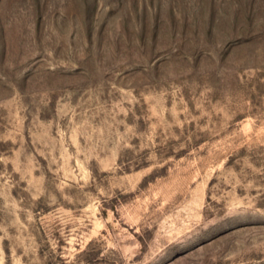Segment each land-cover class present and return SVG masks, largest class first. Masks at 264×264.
<instances>
[{
  "label": "rangeland",
  "instance_id": "374dc122",
  "mask_svg": "<svg viewBox=\"0 0 264 264\" xmlns=\"http://www.w3.org/2000/svg\"><path fill=\"white\" fill-rule=\"evenodd\" d=\"M0 264H264V0H0Z\"/></svg>",
  "mask_w": 264,
  "mask_h": 264
}]
</instances>
